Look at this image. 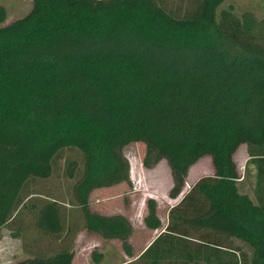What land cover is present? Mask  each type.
Wrapping results in <instances>:
<instances>
[{
  "label": "trees",
  "instance_id": "16d2710c",
  "mask_svg": "<svg viewBox=\"0 0 264 264\" xmlns=\"http://www.w3.org/2000/svg\"><path fill=\"white\" fill-rule=\"evenodd\" d=\"M31 1L10 19L0 2V229L21 206L42 231L64 228L58 200L24 203L23 189L50 176L58 151L74 147L81 171L70 158L66 173L83 226L119 239L131 255L128 215L99 212L89 196L130 181L123 148L140 141L145 167L166 163L172 198L199 159L211 160L213 172L169 209L166 228L181 218L201 235H218L201 252L207 262L264 264V14L224 0ZM241 144L246 167L255 168L253 196L239 187ZM147 207L154 218V200ZM72 256L63 249L5 264H71ZM101 257L94 248L93 261Z\"/></svg>",
  "mask_w": 264,
  "mask_h": 264
},
{
  "label": "rangeland",
  "instance_id": "374dc122",
  "mask_svg": "<svg viewBox=\"0 0 264 264\" xmlns=\"http://www.w3.org/2000/svg\"><path fill=\"white\" fill-rule=\"evenodd\" d=\"M6 7L7 16L6 19L13 18L20 14L26 12L31 6V0H0ZM232 4L234 9L238 12H241L244 9H250L257 15L264 14V0H224L222 5ZM124 153L130 160L131 169H130V181L120 182L111 187H99L93 189L90 192L89 200L92 207L97 211H112L114 209L123 210V203H127L128 199L134 200L138 205L139 201L145 196H151L154 193H158L159 196L164 198L161 201L163 204L169 202L164 192L161 190H166V187L171 183L169 170L164 161H161L153 167H145L142 163L143 155L145 152V145L140 141H133L128 143L123 148ZM248 152L245 144H241L236 152L234 153V158L237 163L238 172L242 179L239 181V187L242 191L248 192L253 196V188L255 183V168L249 166V169L246 167V162L248 159ZM74 158L79 163L77 173L81 171L82 164V154L81 152L74 147H63L55 155L53 159V169L50 176L45 178L34 177L29 179L23 189V193L27 196H24L22 201L24 203L36 202L40 203L43 199L54 198L58 200L62 207L65 217H68L72 220L73 223H82L81 214L79 207L74 203L71 195V185L74 177H69L66 173L67 160ZM213 172L211 160L208 156L199 159L190 169L189 175L187 177L186 186L191 185L196 179L205 174H211ZM160 191H159V190ZM159 191V192H158ZM163 194V195H162ZM120 202V205L115 206V202ZM145 201H148L145 198ZM24 207L21 206L18 208L16 216L12 221H8L0 229V264L12 263L17 260H22L27 257L26 241H32L33 238H36L37 227H34L26 223L21 225L22 227L29 226L30 232L19 233L20 224H16L19 211H24ZM26 220L32 218L31 212L24 213ZM127 215L130 217L133 215V211L130 209ZM31 223V221H29ZM133 225H136V219L132 217L131 220ZM94 238H91V242L96 250H102L101 238L96 235H93ZM133 236V235H132ZM82 236V240L79 242L80 245L83 244L85 239ZM129 239L131 240L132 238ZM241 243L243 249L247 252H250V248L245 243ZM104 245L108 247V253L103 259V264H114L119 263L127 259V256H124L118 250V243L114 241H104ZM103 245V250L106 247ZM155 248V247H153ZM81 251L75 260V264H82L84 259L89 260V249H81ZM113 250V251H112ZM154 249H152L153 251ZM150 251V253H152ZM25 255V256H24ZM102 264V263H101Z\"/></svg>",
  "mask_w": 264,
  "mask_h": 264
},
{
  "label": "crops",
  "instance_id": "0c3cea01",
  "mask_svg": "<svg viewBox=\"0 0 264 264\" xmlns=\"http://www.w3.org/2000/svg\"><path fill=\"white\" fill-rule=\"evenodd\" d=\"M189 187L190 185L186 186L184 190L174 198L169 196L170 184L166 187V190H161V192L165 193L164 196H166L169 200L168 204H163L161 201H163L164 198L162 196H159L158 193H154L149 197L143 195L142 197L144 198L139 201L138 205L134 202V200L128 199L127 203H123L122 211L118 209H114L109 212L99 211L102 213L122 212L125 214H127L130 209L133 211V215L130 217L128 216L130 218V221L132 220V217H134L137 222L136 225L132 224V231L130 234V238L132 239H129V242L132 246L131 255L126 254L119 239L103 238L98 234L87 230V228L83 226V222L80 224L77 222L73 223L72 220L68 217L64 218V228L59 232H46L37 227L38 232L36 234V238H33L34 240L32 241H26V243L23 244L26 247L25 252H28L26 255L27 257H33L36 255L49 256L55 254L60 250L68 249L73 252L71 264H75V260L77 256H79L78 254L81 252L79 248H81L82 250H87L88 248L90 255L89 260L84 259L82 261V264H103V259L108 253V247L107 245H104V241H114L118 243V250L120 251V253L124 256H127L126 260L114 264H216L214 261L207 262L206 258L202 255L201 252L205 251L206 249H213V246L216 245L215 239L218 237V235H215L214 233H210L208 235H205L203 233L201 235V233H197L194 229H189L188 221L181 218H173L171 220L172 227H170L169 229L166 228L170 220L169 209L180 200L186 189H188ZM145 198L147 200L152 199L155 202L154 218L149 217L150 214L148 215L149 212L147 201H145ZM119 205L120 202L116 201L115 206L118 207ZM27 212L31 211L27 209ZM24 213L26 212L24 211L22 213L21 218L22 221H25L24 225L26 223H29L31 225L35 224V217L32 216L30 220H26ZM31 213L33 214V212ZM148 217L149 219H146ZM29 221H31V223ZM32 226L34 227V225ZM30 231L31 230L29 229V226L22 229L23 233ZM83 235L85 241L80 245L79 242L82 240ZM93 235H96L102 239V250H98L101 252L102 257L97 262H94L91 258L92 250L94 248L97 249V247H95L91 242V238H94ZM158 236H161V239L156 243L155 246H153L155 248H153V251L151 250L152 253H150L149 255L147 254L146 256H142V253ZM235 243L239 244L237 240H235ZM103 245L106 247V249L104 250ZM239 246H241V243L239 244ZM210 257L211 259H213L214 255L212 254ZM154 258H156L157 261H152Z\"/></svg>",
  "mask_w": 264,
  "mask_h": 264
}]
</instances>
